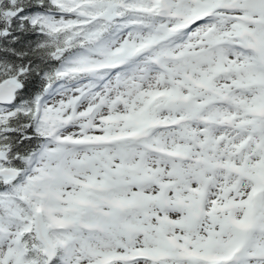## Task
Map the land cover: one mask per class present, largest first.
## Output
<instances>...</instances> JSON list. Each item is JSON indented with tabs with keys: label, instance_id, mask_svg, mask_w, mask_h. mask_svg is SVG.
Returning a JSON list of instances; mask_svg holds the SVG:
<instances>
[{
	"label": "snow or ice",
	"instance_id": "snow-or-ice-1",
	"mask_svg": "<svg viewBox=\"0 0 264 264\" xmlns=\"http://www.w3.org/2000/svg\"><path fill=\"white\" fill-rule=\"evenodd\" d=\"M0 264H264V0H0Z\"/></svg>",
	"mask_w": 264,
	"mask_h": 264
}]
</instances>
